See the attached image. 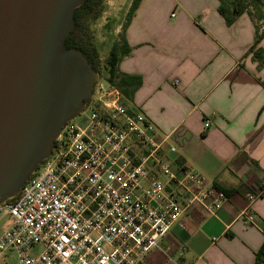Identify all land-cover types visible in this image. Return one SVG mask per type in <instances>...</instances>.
I'll return each instance as SVG.
<instances>
[{
    "label": "crops",
    "instance_id": "0c3cea01",
    "mask_svg": "<svg viewBox=\"0 0 264 264\" xmlns=\"http://www.w3.org/2000/svg\"><path fill=\"white\" fill-rule=\"evenodd\" d=\"M220 5L141 0L116 31L130 48L118 70L142 79L124 104L166 140L164 159L229 192L215 214L193 207L143 264H264V65L249 54L263 33L246 12L228 25ZM249 205L257 225L240 218Z\"/></svg>",
    "mask_w": 264,
    "mask_h": 264
},
{
    "label": "built area",
    "instance_id": "2783aa9c",
    "mask_svg": "<svg viewBox=\"0 0 264 264\" xmlns=\"http://www.w3.org/2000/svg\"><path fill=\"white\" fill-rule=\"evenodd\" d=\"M100 81L78 117L90 113L63 128L52 155L0 205V264L10 251L19 264H143L193 207L215 214L228 200L203 175L164 159L166 140L119 87ZM240 218L257 225L251 205Z\"/></svg>",
    "mask_w": 264,
    "mask_h": 264
},
{
    "label": "water",
    "instance_id": "95a60500",
    "mask_svg": "<svg viewBox=\"0 0 264 264\" xmlns=\"http://www.w3.org/2000/svg\"><path fill=\"white\" fill-rule=\"evenodd\" d=\"M86 0H0V205L16 198L93 98L99 74L65 41Z\"/></svg>",
    "mask_w": 264,
    "mask_h": 264
},
{
    "label": "trees",
    "instance_id": "16d2710c",
    "mask_svg": "<svg viewBox=\"0 0 264 264\" xmlns=\"http://www.w3.org/2000/svg\"><path fill=\"white\" fill-rule=\"evenodd\" d=\"M105 0H86L81 7L76 9L74 20V29L70 32L65 41V47L67 49H78L86 57L92 68L100 74V53L95 45L93 37L90 35L89 22L90 20H97L103 12V3ZM248 0H220L219 11L225 18L228 25H232L237 18L242 15L245 10V4ZM261 4V0H257ZM141 0H133L131 7L127 14V20L129 21L137 8L140 5ZM124 28V27H123ZM264 38V32L258 35L255 44L250 49L249 54L253 55V58L264 65V50L259 48V44ZM120 41L114 43L112 49L107 57V71L108 81L119 87L124 97L131 100L134 92L142 85V79L137 76L125 75L118 70V64L122 57L126 56L130 52V48L125 42L124 34L120 35ZM58 146V143H56ZM217 188L225 192L229 196V192L223 190L218 185L214 184ZM260 254L264 255V251Z\"/></svg>",
    "mask_w": 264,
    "mask_h": 264
},
{
    "label": "rangeland",
    "instance_id": "374dc122",
    "mask_svg": "<svg viewBox=\"0 0 264 264\" xmlns=\"http://www.w3.org/2000/svg\"><path fill=\"white\" fill-rule=\"evenodd\" d=\"M131 0H105L103 3V12L99 19L90 20L89 33L93 37L95 45L100 53L101 72L99 74V81L105 86L108 79L107 71V57L114 43L120 38V33L123 31L125 20L127 19V7ZM258 3L257 0H248L245 4L247 15L256 23L259 32H264V0ZM120 31V35L116 31ZM90 113V109L86 108L83 116ZM80 116L76 118L79 121L83 118ZM2 264H19L17 254L15 252H7L5 254V261Z\"/></svg>",
    "mask_w": 264,
    "mask_h": 264
}]
</instances>
